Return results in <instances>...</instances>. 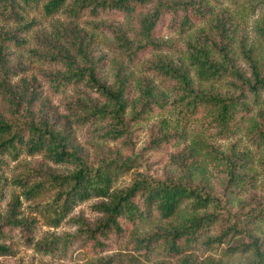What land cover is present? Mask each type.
Wrapping results in <instances>:
<instances>
[{"label":"trees","instance_id":"trees-1","mask_svg":"<svg viewBox=\"0 0 264 264\" xmlns=\"http://www.w3.org/2000/svg\"><path fill=\"white\" fill-rule=\"evenodd\" d=\"M219 1L224 0H72L65 7L66 0H0L2 21L10 24L9 28L0 26V106L4 108L0 112V203L9 183L6 172L10 161L23 155H41L62 168L27 166L10 179L19 194L13 197L11 213L0 215V256L11 253L3 239L19 229L24 242L43 254H64L74 244L91 255L99 254L113 238L129 234L132 250L143 257L157 248L177 255L197 244L226 243V252L245 254L242 264H264V238L256 235L249 219L239 213L246 204L234 210V196L253 186L257 177L250 170L249 152L237 143L225 151L211 139H193L173 160L176 171L163 176L138 171L129 184L119 186V180L134 165L111 155L93 160L72 139L73 128L81 126L99 140L120 142L133 151L140 124L159 116L150 126L153 138L143 149L182 143L187 127L216 131L229 138L247 123L248 141L264 149V108L255 109L264 102V67L257 48L247 45L243 36L235 47L230 14L224 9L216 11ZM257 1L264 9V0ZM35 8H41L44 16L63 9L68 19L41 40L40 51L32 50L40 61L61 67L46 73L52 94L69 91L67 115L61 125L55 123L53 114L32 109L36 97L30 87L33 80H17L16 67L7 64L10 48L26 43L24 34L35 20L28 14ZM112 9L129 19L128 30L104 28L113 34L120 52L134 63L165 47L159 38L163 28L182 35L202 24L198 36L186 42V65L162 56L146 59L149 71L169 80L167 92L143 79L138 80L137 88L132 87L128 74H116L112 84L101 77L102 58L87 47L76 27H70L69 19L76 23L85 12L97 17L99 11ZM255 29L259 42L264 43V16ZM208 162L213 164L214 174L221 173V190L208 185ZM260 166L264 172V154ZM20 197L32 202L34 212L47 226L57 227L65 220L76 226L75 230L63 234L46 231L36 239L34 220L15 219ZM90 199L98 200L90 208L99 217L91 221L82 214L71 215L78 204ZM185 205L191 212L179 216ZM153 219L173 220L148 232L137 231L143 222ZM238 236V242L230 245ZM113 260L100 257L91 264Z\"/></svg>","mask_w":264,"mask_h":264},{"label":"rangeland","instance_id":"rangeland-1","mask_svg":"<svg viewBox=\"0 0 264 264\" xmlns=\"http://www.w3.org/2000/svg\"><path fill=\"white\" fill-rule=\"evenodd\" d=\"M42 2L44 3L46 0H42ZM71 2L72 0H66L64 6L66 7V4L69 5ZM215 8L216 11L224 9L230 14L228 15L230 16L229 24L232 30L235 31V47L238 46V39L243 36L247 45H253L257 48L259 60L264 67V43L259 42L255 32L257 21L264 16V9L261 8L260 3H258L257 0H224L219 1V3L215 5ZM28 15L35 19L34 25L24 34L26 42L24 45L10 48L7 64L10 67H16L15 72L19 73L17 80L21 77H24L27 81L33 80L30 87L34 88L36 97L34 98L32 109L35 112L44 110L48 116L53 114L55 123L61 125L65 122V117L67 115L65 103L67 102L69 91L61 94H52L46 80L47 72L57 70L61 67L48 65L40 61L41 59H37V56L33 54L32 50L40 51L41 48H43L39 45L41 40L43 39L44 41L47 35H52L54 28L60 22L67 24L68 19L63 9L51 14V16H44L45 14L41 8H35L31 10ZM82 15L83 16L78 19L76 23L69 19L71 23L70 27H76V31H79L85 39L84 43L87 47L93 50L96 56L102 58L101 77L107 84L114 83L116 74L118 73H120V75L128 74L132 80V87L134 86L137 88L138 80L143 79L155 85L157 90L160 89L165 92L170 88L169 80L161 74H155L153 71H149L146 67V59L150 60L162 56L170 59L172 62H180L186 65V42L198 36V32L202 27V24H198L182 35L172 31L170 28H163L159 34V38L164 41L165 47L156 52L147 54L138 63H134L130 62L128 58L120 52L116 46L113 34L104 28L112 26L126 32L130 21L123 16L122 12L112 9L103 12L99 11L97 17H89L90 14L87 12ZM99 23L101 24L100 26ZM2 25L8 28L10 27V24H6L2 21L0 13V26ZM64 40L65 39H62V41ZM237 58L243 71L247 72L246 65L240 59L239 55H237ZM220 84L224 86V82H220ZM90 94L102 101V98H100L97 93L91 92ZM259 107L264 108V102H260L255 109ZM2 111H4V108L1 107L0 112ZM159 118V116L149 117L145 122L140 124L141 129L138 128L136 132V144L133 151L123 146L120 142L99 140L89 134L86 127L81 126L73 128V143L84 152L90 154L93 160H98L102 155H111L120 159H126L128 163L134 165L133 169L119 180L117 183L119 186L129 184L134 174L138 171L148 172L154 176H163L176 171L177 167L173 160L179 157L181 151L187 150L188 147H185V145H188L193 139H211L225 151L232 144L237 143L239 147L249 152L251 162L250 170L257 177L253 186H250L248 189H240L234 196V210L238 205L246 204L240 210V215H242V217H247L254 233L264 238V172L260 166L264 149L248 141L250 123H247L244 128L238 130L236 135L229 138L220 137L216 131H203V129L198 127H193L191 129L187 127L188 134L185 135V140L182 143H176L158 149L153 147L143 149L148 145L149 140L153 138L150 134V126L157 122ZM167 121L172 124L171 119H167ZM196 123L198 122L194 124ZM139 155L140 157H138ZM205 162L206 161H203V163ZM208 164L209 165L205 166L208 185L215 190H221L223 188L221 173L214 174L211 170L213 164L210 162H208ZM27 166L52 170L62 169L52 164L50 161H47L41 155H23L17 161H10L9 169L6 172L9 183L5 189V196L0 203V215L2 217H7V215L11 213V202L13 197L19 194L18 187L12 184L10 179L13 175L19 173ZM96 201L98 200L90 199L78 204L73 209L71 215L82 214L91 221L95 220L99 217V214L94 212L90 206ZM190 212V207L185 205L178 215L185 216ZM14 215L16 217L15 219L35 221L34 232L36 239L42 237L46 231L63 234L73 232L76 228L70 221L65 220L57 227L47 226L45 220L38 213L34 212L32 202L25 201L23 197H20V203L18 205L16 204ZM253 215H255V219ZM172 220L173 219L148 220L143 222L138 227L137 231L140 233L148 232L157 227L164 226L168 222H172ZM238 239H240V236L233 238L230 245L238 242ZM131 241L132 239L129 234L125 237L113 238L108 242L106 250L99 254L91 255L78 244L72 245L64 254H43L27 245L22 238L20 230L15 229V231L13 230L11 234H7V237L3 239V242L10 247L11 253L9 255H1L0 264H91L100 257L105 259L113 257L114 260L110 262V264H242L246 260L245 254L241 252H226V247L228 245L226 243L220 246L197 244L190 248L186 247L177 255H169L165 250L157 248L152 253L143 257L132 250ZM248 258L249 256H247V259Z\"/></svg>","mask_w":264,"mask_h":264}]
</instances>
